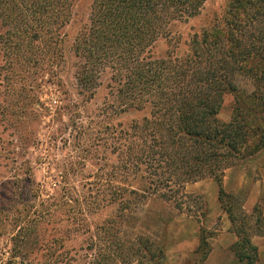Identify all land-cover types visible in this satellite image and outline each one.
Listing matches in <instances>:
<instances>
[{"label":"rangeland","instance_id":"rangeland-1","mask_svg":"<svg viewBox=\"0 0 264 264\" xmlns=\"http://www.w3.org/2000/svg\"><path fill=\"white\" fill-rule=\"evenodd\" d=\"M72 3V17L60 30V58L53 63L40 40L36 47L24 37L20 50L10 52L0 42V264H96L101 252L126 254L141 235L164 251L163 258L145 264H205L210 240L223 229L221 217L229 218L214 178L200 180L198 186L207 191L185 186L187 196L172 200L141 190L136 197L124 194L118 201L130 208L123 213L111 198L112 186L123 181L113 176L123 156L116 148L122 141L118 132L149 110L124 109L110 69L92 85L79 84L74 41L88 26L91 0ZM226 4L208 0L197 17L171 23L153 44V56L175 54L181 46L171 35L189 40L221 20ZM236 84L248 93L255 89L241 73ZM234 102L233 94L226 96L221 121L230 120ZM226 170L223 186L236 200L224 202L241 230L230 228L235 254V243L243 245L252 232L264 229L258 216L264 215V149ZM259 259L258 250L257 264Z\"/></svg>","mask_w":264,"mask_h":264},{"label":"trees","instance_id":"trees-1","mask_svg":"<svg viewBox=\"0 0 264 264\" xmlns=\"http://www.w3.org/2000/svg\"><path fill=\"white\" fill-rule=\"evenodd\" d=\"M207 1L91 0L88 26L74 41L77 79L92 85L110 69L124 109L149 110L118 132L122 141L116 148L123 156L113 176L123 181L112 186L113 200L139 196L140 190L172 200L187 196V184L214 178L231 228L240 234L224 202L236 198L226 192L223 179L238 159L264 149V0H227L221 20L189 40L170 36L181 46L175 54L154 57L151 49L171 23L197 17ZM72 7V0H0V42L10 52L20 50L24 37L36 47L40 40L53 63L60 58V30ZM240 73L252 79L253 92L237 86ZM229 94L235 100L232 115L221 121L218 114ZM117 208L123 213L130 207L121 200ZM258 216L264 218L262 211ZM256 234L264 235V229L251 236ZM251 239L232 249L240 261L257 264L258 247ZM137 243L120 257L101 252L96 264H132L133 258L145 264L164 257L148 237L139 236Z\"/></svg>","mask_w":264,"mask_h":264},{"label":"crops","instance_id":"crops-1","mask_svg":"<svg viewBox=\"0 0 264 264\" xmlns=\"http://www.w3.org/2000/svg\"><path fill=\"white\" fill-rule=\"evenodd\" d=\"M225 172L226 174H224V184L226 185L227 170ZM199 182L202 183L201 181H198L187 184L186 190H191L193 192L207 191L203 189L204 186H198L200 184ZM198 187L201 190L198 189ZM219 215H222V213H220ZM221 219L223 223V229L221 230V234L218 236V239L212 238L210 240L212 250L209 256L206 258L205 264H246L245 262L240 261L238 257L230 251V245H232L236 240L234 232L230 229L232 225L231 220L225 217V215H223ZM251 240L252 243L258 247V250L260 252V259L258 264H264V235L256 234L252 236Z\"/></svg>","mask_w":264,"mask_h":264}]
</instances>
